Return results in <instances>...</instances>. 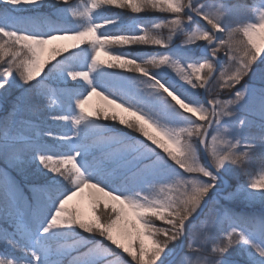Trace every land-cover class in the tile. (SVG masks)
Returning a JSON list of instances; mask_svg holds the SVG:
<instances>
[{"label":"snow or ice","instance_id":"snow-or-ice-1","mask_svg":"<svg viewBox=\"0 0 264 264\" xmlns=\"http://www.w3.org/2000/svg\"><path fill=\"white\" fill-rule=\"evenodd\" d=\"M13 86L0 264H264V0H0Z\"/></svg>","mask_w":264,"mask_h":264},{"label":"rangeland","instance_id":"rangeland-1","mask_svg":"<svg viewBox=\"0 0 264 264\" xmlns=\"http://www.w3.org/2000/svg\"><path fill=\"white\" fill-rule=\"evenodd\" d=\"M72 2L73 3H79V0H72ZM104 15L115 17L117 15L131 16L132 14L130 12H128V10H125V9L110 7L104 11ZM139 15L142 19H144L146 21H151L154 17H157V18L160 17V15L158 13H154V12L141 13ZM157 22H158V20H157ZM147 26L151 27V23H148ZM162 34L166 36L167 30L163 29ZM176 43L179 44L180 41L177 40ZM101 58L107 59L103 55L101 56ZM220 58L223 61V63L221 65L220 70L216 74L217 77H219L220 71L223 70L224 68H226V66H227L226 57H224L223 52L220 53ZM257 71H258V69H257ZM258 79H259V77L257 75V77L254 78L253 83L254 84L257 83ZM210 87L212 89V94L215 95V93L217 91V81L215 79L213 80ZM17 95H18V91H17L15 86L7 88L6 90H0V104L3 105V107L0 108V118H2L4 116L5 110L9 107L11 100ZM221 98H227V93L226 92L221 93ZM99 102H100L99 98L93 97L92 103H99ZM257 142H258V140H257ZM261 161H263V164H264V158L261 157L259 152L253 154L251 156V163L247 166V168L246 169H239L237 171V173L234 174V182L235 181L240 182V180L243 179V180H246L243 183H246L252 174L255 175L259 171V169L261 168V166L259 167V164H260L259 162H261ZM0 169H5L6 171H8L6 168V165L3 162H0ZM9 174L13 177V175L10 172H9ZM24 191H25L26 195H31V193H29L27 191V188H25ZM75 202L76 201H73L72 203H75ZM81 206L87 214H89V215L91 214L86 198L84 199V201H82ZM257 207H259V202H257ZM157 223L160 224V222H157ZM125 258L127 259V257H125Z\"/></svg>","mask_w":264,"mask_h":264},{"label":"trees","instance_id":"trees-1","mask_svg":"<svg viewBox=\"0 0 264 264\" xmlns=\"http://www.w3.org/2000/svg\"><path fill=\"white\" fill-rule=\"evenodd\" d=\"M246 2L247 3H249V4H252V3H258L259 2V0H246ZM126 10V9H125ZM129 12V11H128ZM159 14V13H158ZM160 15V14H159ZM260 164H259V167L260 166H262V164H263V161H261V162H259ZM7 168V167H6ZM7 170L13 175V177L15 178V179H17V180H19L20 178L16 175V173H15V171H13L12 169H10V168H7ZM253 175V174H252ZM246 180H240V182L239 183H243V182H245ZM22 184H23V182H21Z\"/></svg>","mask_w":264,"mask_h":264},{"label":"water","instance_id":"water-1","mask_svg":"<svg viewBox=\"0 0 264 264\" xmlns=\"http://www.w3.org/2000/svg\"><path fill=\"white\" fill-rule=\"evenodd\" d=\"M221 65H222V64H220V65H219V67H218V70H217V73H218V71L220 70V68H221ZM217 73H216V74H217Z\"/></svg>","mask_w":264,"mask_h":264}]
</instances>
